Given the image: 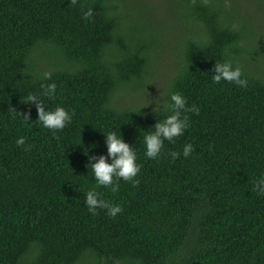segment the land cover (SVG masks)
Here are the masks:
<instances>
[{
    "label": "trees",
    "instance_id": "16d2710c",
    "mask_svg": "<svg viewBox=\"0 0 264 264\" xmlns=\"http://www.w3.org/2000/svg\"><path fill=\"white\" fill-rule=\"evenodd\" d=\"M150 11L0 0V264H264V0Z\"/></svg>",
    "mask_w": 264,
    "mask_h": 264
},
{
    "label": "rangeland",
    "instance_id": "374dc122",
    "mask_svg": "<svg viewBox=\"0 0 264 264\" xmlns=\"http://www.w3.org/2000/svg\"><path fill=\"white\" fill-rule=\"evenodd\" d=\"M142 0H136L137 3H141ZM173 0H143V3L148 4L149 9L151 10L148 13H145L149 17H152L156 20H160L159 16H162L163 9L166 8L167 4L171 3ZM151 3L154 4L156 9H162L161 11L156 10L154 12L150 5ZM153 7V6H152ZM154 8V7H153ZM160 16V17H161ZM43 56V57H42ZM51 56V52L49 49H44L41 51L40 57H42V62H45L46 59H49ZM165 56V65L161 66V68L157 72H153V77L151 78V81H149L147 84V93L148 97L144 95H132V96H127L129 94H123L124 98H120L121 106H124L125 103H130L129 101H134L132 102L133 104L135 103V100L140 102L142 106L147 107V106H155L156 101L159 99L165 100L166 94H167V89L168 85L171 82V76H172V59L170 58L169 55H164ZM163 56V57H164ZM35 69H32V71L28 74V78L31 79L33 77ZM129 92L128 90H126ZM136 92V91H135ZM131 94V92H129ZM134 93V92H132ZM127 96V97H126ZM161 100V101H162Z\"/></svg>",
    "mask_w": 264,
    "mask_h": 264
}]
</instances>
